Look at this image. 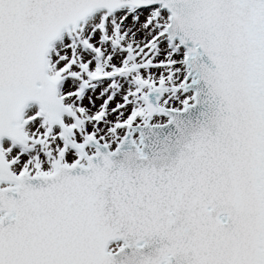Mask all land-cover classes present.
Segmentation results:
<instances>
[{
    "label": "snow or ice",
    "instance_id": "snow-or-ice-1",
    "mask_svg": "<svg viewBox=\"0 0 264 264\" xmlns=\"http://www.w3.org/2000/svg\"><path fill=\"white\" fill-rule=\"evenodd\" d=\"M0 264H264V0H0Z\"/></svg>",
    "mask_w": 264,
    "mask_h": 264
}]
</instances>
